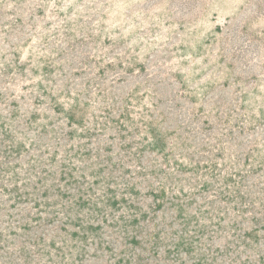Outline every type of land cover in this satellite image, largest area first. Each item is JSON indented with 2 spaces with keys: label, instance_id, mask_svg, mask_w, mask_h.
<instances>
[{
  "label": "rangeland",
  "instance_id": "374dc122",
  "mask_svg": "<svg viewBox=\"0 0 264 264\" xmlns=\"http://www.w3.org/2000/svg\"><path fill=\"white\" fill-rule=\"evenodd\" d=\"M2 139L0 264H264V0H0Z\"/></svg>",
  "mask_w": 264,
  "mask_h": 264
},
{
  "label": "trees",
  "instance_id": "16d2710c",
  "mask_svg": "<svg viewBox=\"0 0 264 264\" xmlns=\"http://www.w3.org/2000/svg\"><path fill=\"white\" fill-rule=\"evenodd\" d=\"M2 142H4V139H2V140H0V181L2 182V181H5V182H11V180H10V178H3L2 176H3V172H4V169H5V167L10 163V161H9V155H10V153H11V149H10V146L9 145H7V144H5V142H4V146H3V144H2ZM128 157H129V154L127 155ZM135 157H137V158H139L140 156L139 155H136V153H135ZM140 160V159H139ZM129 161H131L132 162V160H129ZM141 166H142V168L143 167H145V168H147V166L143 163V162H141V164H140ZM145 168L141 171V172H143L144 170H145ZM45 167L43 168V171H45ZM124 170H126V171H130V170H132L133 168L131 167H124L123 168ZM123 169L122 170H120V174H123L125 177H126V172L124 171V172H122L123 171ZM117 171H119V170H117ZM116 172V171H115ZM112 173L114 174V170H112ZM46 174V173H45ZM45 174H43V176L45 175ZM122 175V176H123ZM43 176L42 177H40L39 178V183H41V186H42V184H44L43 182H44V179H43ZM65 178V175H62L61 177H60V179H64ZM43 180V181H42ZM70 183H69V185H70V187H73L74 188V186H78V185H80V184H83V189L84 190H87V189H89V187H86V185H87V180L85 181V180H82V181H80V182H77V181H69ZM67 183V182H66ZM52 186L53 187H56V186H60V182L59 183H57V182H55V181H53L52 182ZM36 187H38V186H36ZM13 188V187H12ZM11 189V188H10ZM62 191H63V189H62ZM46 193V191L45 192H43L42 191V194L44 195ZM73 193V192H72ZM71 193V194H72ZM2 195V191H0V196ZM15 195V194H14ZM13 195V196H14ZM67 198H65V201H68V198L70 197V193H67ZM2 198H3V196H2ZM2 198L0 197V200H2ZM22 198H23V202H26V201H29V197L27 196V194L26 193H24L23 194V196H22ZM47 202H48V204L49 205H52V202H51V200L50 199H47ZM56 202H58V200H54V203L56 204ZM70 202V201H69ZM69 204H68V202H67V205L65 204V202H62V206H68ZM163 208V207H162ZM54 218H55V220H53V221H56L57 220V216H56V214H55V216H54ZM200 231H202V229L200 230ZM159 234V233H158ZM234 236V235H233ZM240 236V235H239ZM235 237V236H234ZM209 238L211 239V238H213V236L210 234V236H209ZM233 241V240H232ZM243 240L242 241H237L236 240V246H239L238 247V249H241V246L243 245ZM231 243V242H230ZM245 243V242H244ZM232 246V245H231ZM222 252V251H221ZM215 257H217V256H215Z\"/></svg>",
  "mask_w": 264,
  "mask_h": 264
}]
</instances>
